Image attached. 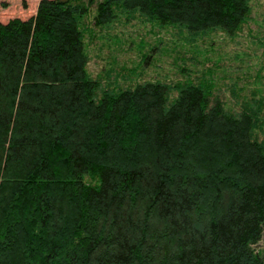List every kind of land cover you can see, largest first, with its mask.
I'll return each mask as SVG.
<instances>
[{"label":"trees","instance_id":"obj_1","mask_svg":"<svg viewBox=\"0 0 264 264\" xmlns=\"http://www.w3.org/2000/svg\"><path fill=\"white\" fill-rule=\"evenodd\" d=\"M91 9V29L136 12L233 34L248 3L39 0L0 22V264H264V97L232 111L185 78L95 99Z\"/></svg>","mask_w":264,"mask_h":264},{"label":"rangeland","instance_id":"obj_2","mask_svg":"<svg viewBox=\"0 0 264 264\" xmlns=\"http://www.w3.org/2000/svg\"><path fill=\"white\" fill-rule=\"evenodd\" d=\"M38 1L0 0V22L33 15ZM247 3L248 13L233 34L218 27L190 34L136 12H119L106 25L91 29V9L80 21L91 31H83L86 71L100 79L94 98L103 90L144 80L171 85L185 78L208 82L209 103L216 98L232 111H238L242 98L264 97V0ZM254 134L264 140V124Z\"/></svg>","mask_w":264,"mask_h":264}]
</instances>
